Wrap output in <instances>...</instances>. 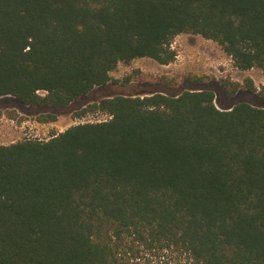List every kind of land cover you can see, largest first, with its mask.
<instances>
[{
  "label": "trees",
  "instance_id": "trees-1",
  "mask_svg": "<svg viewBox=\"0 0 264 264\" xmlns=\"http://www.w3.org/2000/svg\"><path fill=\"white\" fill-rule=\"evenodd\" d=\"M182 33L264 73V0H0V96L54 122L119 64L174 62ZM195 81L105 97L77 116L107 119L0 143V264H264V105L221 108Z\"/></svg>",
  "mask_w": 264,
  "mask_h": 264
},
{
  "label": "rangeland",
  "instance_id": "rangeland-1",
  "mask_svg": "<svg viewBox=\"0 0 264 264\" xmlns=\"http://www.w3.org/2000/svg\"><path fill=\"white\" fill-rule=\"evenodd\" d=\"M178 55L174 62L163 65L148 57L138 58L130 64L121 63L111 72L112 79L104 86L95 87L84 97L64 109H56L58 118L54 122H40L39 115L50 108L32 107L22 104L13 96H0V143H11L25 137L48 138L79 122L109 118L100 111H90L78 117L77 113L102 98L121 93L157 90L176 94L196 85L201 77L205 86L216 92L219 107H229L237 100H248L264 105L259 94L264 86V73L259 68L238 69L220 44L201 35L182 33L172 43ZM129 79V81H127ZM239 83L234 97L225 93V82ZM257 88L251 92L248 84Z\"/></svg>",
  "mask_w": 264,
  "mask_h": 264
}]
</instances>
